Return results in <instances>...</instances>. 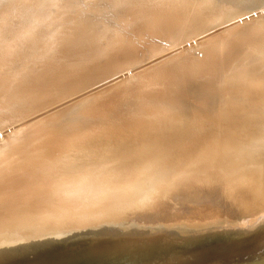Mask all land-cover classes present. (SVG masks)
Instances as JSON below:
<instances>
[{
	"label": "bare ground",
	"instance_id": "1",
	"mask_svg": "<svg viewBox=\"0 0 264 264\" xmlns=\"http://www.w3.org/2000/svg\"><path fill=\"white\" fill-rule=\"evenodd\" d=\"M114 1L116 5H120L122 3L124 4L126 2V0H114ZM176 1H181V0H135V2L138 3L137 9L139 13H143L144 10L146 12H149L152 8L154 9L151 12V14L154 17L156 16V18L151 16L153 17L151 21L155 20L154 26L158 25L159 28L161 29V32L165 28L167 32L171 31V33H174L172 38L176 43H178L186 35L187 36L189 35L188 34L189 32H186L184 27L191 25L190 27L191 29L192 28L193 29L191 30L189 27L190 30L187 31H192L193 33L198 32L201 34L202 30H205L203 28L209 26L206 25V22L209 21L210 18H213L214 16L217 17V15H215L217 14V12H214L216 10L212 11L206 9V10L198 11V9L196 8L198 4L200 3L202 4L203 2H206L208 0H201L197 3H196L197 0L196 1L186 0L185 4H183L180 8H172V6ZM211 1L213 4V8L221 7L223 2L225 3V0H211ZM245 1L248 2V0ZM38 2L39 0L38 1L37 0H28V1L7 0L6 3L4 4L1 1V5L2 4L3 5L2 7H0L2 11L1 14H3L2 15L3 17L5 14L6 15L16 14V16L19 15V17H23L24 19H26L25 21L23 20L24 23L22 22L21 30L19 29L20 31L18 34L19 37L17 44H13V42H10L11 40L8 41L9 39L3 40V37L5 35L1 36L2 41H0V44L2 43V45L0 47V81L2 83L1 85L2 88H4L6 84L7 86L5 87L6 91H4L0 95V110L2 108H6V106L3 105H7V107L8 105L9 106L11 105V107L15 106L13 107L15 109V112H13V110L11 109L12 110L11 112L13 113L12 114L10 113L9 109L11 107H9L8 112L6 111L7 109L6 110L4 109V111H6L5 113L11 115V117H7L9 116L7 114L6 116L7 118H5V116L3 117V114L5 113L3 110H1L3 114H1L2 117L0 115V125L5 122L7 123L8 119L10 121L9 124H11L13 120L14 123L11 125L16 127V129L20 124L29 123V126L26 125L27 127L26 126L24 127L22 126L23 128L19 127L21 128L20 130L17 129L16 132L12 133L7 137V140L5 141V143H3V145L0 144V147L5 145V147L2 149L5 150L4 152H2V150L0 149V238L6 237L9 234H13L16 231H18L21 236H25L26 234L25 232L28 230L32 231L33 233L36 232L39 235L44 233V231L58 230L61 233H65L66 237L65 236L64 237L65 239L68 240L72 239L73 234H77V233H73V231H77L79 240L75 242H83L86 238L90 237L88 235L89 232L87 233L86 231H90V229L93 228H98L99 229L97 231L98 233L93 232L92 233L93 238L90 237L93 242L91 248H93L94 251L92 253L87 254L88 258L91 256L98 257L100 254L99 252L100 249L99 250L97 249L99 247L101 248L104 245H107L111 241L110 240L111 235H114L117 240L123 241V244L127 243L126 242L127 240H130L131 243L133 242L135 244L147 245L148 242L150 241V238L153 239V235L155 232L151 228H143L141 223L144 222L143 218L141 217L142 216L145 217V215L147 214L148 203L154 202L155 204L160 197H164L168 199L170 203L169 212L160 214L161 213L159 212L160 208L155 204L152 213L154 214V216L161 215L162 218L167 220L169 219L178 220L182 218L181 217L182 211L181 208L179 207L180 202H178V201H182L183 200L182 198L190 199V204L194 205V207H196L200 199H204L206 205H208L206 201L208 202L213 201L211 195L210 196L198 195L197 197H193V198L186 196L184 193L181 195L180 194L181 191L179 188L183 185L180 184L182 183L183 180H185L186 182V184L184 185L188 187H192L195 190H203L205 194L209 195L211 194L210 192H212L213 190L222 189L224 187H230L233 181L243 180L244 178H246L245 175H247L250 178L249 180H253L251 177H257L258 181L256 183H253L247 179L248 180L247 183H244L245 189L244 190L242 189V191L239 193L240 196L236 198L235 201L236 202L241 201V205L245 207V209H247L248 211L241 213L242 215L238 219L235 218V221L234 223H232L231 226L225 225L223 226V229L218 230L217 228L214 227L215 225L212 224L209 218L200 216L196 218L197 222L195 223L196 224L195 232L189 229L182 230L181 229L183 227L182 224L185 225L184 222H181L182 224L181 223L179 224L181 226L164 227V229L158 230L156 232L160 233V241L168 240L170 242L178 243L180 248L183 245L182 243L184 242L200 241L205 238L206 239L228 238L234 235H241L243 234V232L245 233L248 232L247 235L245 234L241 237L242 238L241 242L238 243L237 246L232 245L231 247H229V244L226 243L220 244L217 251L219 253V257H217L219 258V260L216 258L217 262H215L214 264H225L222 263V261L225 262L226 260H228V258H234L232 260L236 263L239 262V264L244 262L254 261L257 258L264 259V228H262L261 230L256 229L255 226H252L249 223L250 220L251 221L264 220V174H262L260 171L257 170H251L247 166H243V165H247L243 163L244 159L254 157L255 163L258 164V167H262L264 170V63L261 64V63H255L253 60H247V61L243 60L244 56L251 55L253 50H255L256 48V46L250 45V43L253 41H251L250 43H246V39L248 38H246L245 41H238L239 38L237 39L236 37L239 36L241 31L246 29V26L245 29L243 30L239 29L234 33V35L231 36L228 35L229 33L226 30V33H224L226 35L223 36L213 35L214 37H209L205 39L203 45L206 48L203 50L204 53L202 56L188 55L186 57L184 54L179 53L180 57L176 60L177 62H175L174 64L170 66L167 65L166 67L163 68L161 67L160 69H157L158 67L157 68L155 67L156 69L153 67L154 69H152V67L148 65L151 69H148V71L146 72L143 71L142 75L138 74L140 78H143L144 80L143 84L141 83L142 85H144L146 79L151 80L153 78L154 81L159 77H161L160 75H164L162 77H165V75L168 74H172V76H175L174 79L175 81L173 80L172 81L173 84H176V90L178 84L183 86L188 83L187 85L190 86V89L193 90L191 92H194L193 95H195L196 97L200 96L197 97V99H200L201 107L199 106L200 108L195 109V111L193 112L190 111L193 103H190L189 107L191 108L184 109L186 108L185 106H183L185 104L180 99H178V101L177 100L174 101V99H171L170 102H168L166 105H163L160 102L162 101L165 104V101L161 100V98H160L161 101L159 100L160 102H158L157 100L159 99L158 98L159 93L155 94L157 99H154V101L151 100L153 99L152 97L151 99L144 98L147 97V96L143 97L142 95L145 89L144 88L145 85L142 86L144 88L142 91V88L139 89L141 86L136 84L137 91L138 89L139 91L141 90L140 91L141 95L146 101L145 104L147 105L148 103L151 102L150 105H148V107H145L146 108L144 109L145 111L142 112L141 110L139 111L140 114L143 113V116H145L146 119L144 117L143 119L139 117L140 119L135 125L138 129V133L134 135L132 134L130 136L127 135L125 136L123 133L117 132V128H115L116 125L118 124L119 127L124 129L125 126L124 125L121 126L122 125L121 123L125 121L128 118V116L132 114L136 115V113L139 114V112L137 111L139 110L140 107H142V105H144L145 101L143 103L142 101H140L142 98L141 95L139 96V98L136 96L137 97L136 101L134 100L135 93L131 91H133L132 89L133 88L135 89L136 87L133 86V88L129 87L131 90L129 91V93L131 94L134 93L133 97L130 96V94L129 97L127 96L128 95L127 91L129 89L126 90L125 95L127 96V98H133L132 101L133 100L135 101V105L136 102L139 101L142 104L140 106V103L139 104L137 103L139 105V106L136 105V108L138 110L132 107V110L134 109L133 111L136 110L133 113V111L130 112L131 101L128 102L130 103L128 104V106L130 105L128 107L130 115L128 114L129 112H124V114L127 113L125 114L126 116L124 115L125 120L116 109L109 108L108 119L107 120L104 119L108 121L107 122L109 123L108 127L113 128L109 136L95 139L94 137H92V135L90 136L86 135L87 137H84L79 140H75V137L67 136V134L74 135L76 133H79L80 130H84V129H89L91 130L92 133V131L94 132L97 130L95 122L98 123L101 122L102 120V117H99L100 113L97 112L96 114H94L96 112V108H94L93 106L96 101L93 102L92 104V102L89 101L88 99L87 100L83 99V101L78 99V102H74L75 105L73 107L75 108V113H74V118L76 119L75 123L78 121L77 125L74 126L75 123L74 125L72 124L73 126L70 125L67 122L69 119H67L66 122L63 120L64 123L65 124L68 123L70 125V126L68 125L69 128L72 129L70 131L68 130L69 132L64 131L67 129L64 130L61 129L64 132L62 133L60 131V133L64 135L62 134L59 135L58 139L56 138L50 139L51 136L48 138L50 134V129L47 130V127L44 126L45 124L47 125L45 121H48L47 118L49 117L46 116L44 117L46 119L43 120H33L34 117L39 116V113H41L40 111L43 108L42 105L47 104L46 98L43 96L45 99L39 100L37 99L36 96H33L32 94L38 95L41 92H43L41 94L47 93L51 85H54L58 87V90H56V93H54L52 97H49V99L54 98V100L59 99L58 101H60L63 100V98H66L65 96L71 97L74 94H76V91L77 93H79V90H77L78 88L84 86L89 87V83H91L90 81H93V79H95L96 77L99 79V83H100L101 79L102 81L103 79L109 80L110 77L108 75L111 74L110 72L112 73H115L116 71L124 72L122 70L124 69L127 70L129 68L128 66H132V64H135V61L138 58V57L136 58V56H138L136 53H138L139 51L141 52L144 49L143 48H141L142 50L140 49V46L137 44L139 42L134 41L133 40L134 37L133 38L126 37L125 39H122L123 41L118 43V42H114V40L112 39L113 36L109 37V35L105 36L102 34L100 36H91V35L86 36L83 31L82 35L84 34L85 37H81V39L76 38L77 40H74L72 43L68 42V44L70 43V45L68 46L67 50L64 51L67 53L65 55H70L68 57L69 60L71 59V62L74 61L75 59H78L77 63L83 62L82 64L84 66L91 64L92 65L91 67L88 68L85 67V70L82 69V72L78 74L75 73L72 76L67 77L69 74H66L67 75L66 76L64 74L61 75L60 72H58L60 74L58 73L56 74L55 71H52L54 69L56 70V68L51 63L54 69L52 68L51 70H48V68H46L47 70L38 71L40 69L39 68L38 70L36 69L37 71H33V70H32L33 72L30 71V73L27 74L28 77L27 76L25 77L22 74L23 72L21 73V70L18 73L14 69V67L9 65L10 63L12 64V62L7 64L6 63L7 61H5V59H7L6 56H8L6 54L14 51V49H17V47L18 48L21 47L22 49V47L24 46H19L21 43L32 44L31 42L37 40L38 37H40L38 34H36V26L38 25V23L41 22L45 23L47 20L48 23L47 22L46 23L51 24L50 23L52 22L51 20H53V23L56 21V19L55 20L46 19L47 10L45 11V9L47 8L45 7L49 8L50 5L45 6L44 7L45 9L43 10V8H41L43 5H41ZM45 2L43 1V3ZM58 2L59 1H57V3ZM260 2L263 1L260 0ZM37 4L41 5L40 7L41 9H39L40 10L39 13L37 12L38 10L36 11V7L37 9L39 8V5ZM153 4L155 7H153ZM66 8L68 9V7ZM53 10L56 9L53 8ZM221 10H223V8H221ZM236 10L237 9L235 7L234 8L229 7L227 10L223 12L228 13V17H232V18L235 17L236 19L240 15V14H235V12L236 13L239 12V11L237 12ZM43 11L46 13H44ZM52 12L50 9L51 14L49 15L48 12L47 13L48 16L50 18L53 17L56 18V16H53L55 15V11L53 15ZM61 12H63V10ZM220 13L221 11H219V15ZM69 14H68L69 16L68 18L71 17ZM3 17L1 18L2 21H4ZM5 17L8 18V16ZM43 17H45L44 18V20L46 19L45 21H43ZM63 19H65V17ZM69 21L71 23V20ZM236 21L238 20L236 19ZM203 23H205L206 26L203 27ZM247 23H248L247 27H249L252 24V23L250 24L249 22ZM81 24H82L81 27H83V23ZM62 25H64V23ZM70 26L69 28H67L66 26L65 29L66 30L71 29ZM50 27L49 29H51L53 26L51 28ZM74 27H76L77 30V26L73 25L72 28ZM254 27L252 28V30L254 29ZM86 28L87 26L85 27V29ZM83 29L80 30L82 31ZM247 29L248 30H246V32L250 31L249 28ZM66 30L63 31L65 32ZM71 30L73 32V29ZM89 30L91 31V29ZM92 30L95 31V29ZM102 32L103 30L100 29V33ZM62 33L63 32H61V34ZM243 33L245 32L243 31ZM251 33H253V31ZM55 34L56 33H54L52 36H54ZM58 34H56V37L58 36ZM65 34L67 33H64V35ZM76 34L78 36L79 33ZM97 34L99 35V33ZM247 34L249 37L250 33ZM118 36L120 37L122 35L119 33ZM56 37L54 36V38ZM65 37L67 36L65 35ZM89 37H91L92 39L91 41H89ZM92 37L95 40H93ZM52 38L53 37H51V39ZM60 38H62L61 35ZM141 38L142 37H138V40ZM39 39L41 40L42 38ZM51 39L48 38V41ZM56 40L58 42V38H56ZM53 41H49V42L45 41V43L46 42L50 43ZM184 41L186 42L187 40ZM35 43L38 45H42L44 41L43 43L41 42V44H39L40 42L37 43V41ZM54 44L55 43H53L52 45ZM68 44H63V45L65 46ZM32 46L35 45L33 44ZM224 47H227V49L223 50ZM258 47L262 48V55L264 57V50H263L264 45H259ZM35 48L37 47L35 46ZM26 49L23 50L25 51ZM138 49L140 50L138 51ZM150 49L151 52L149 53H153L154 51L159 50L157 48V45L154 44L152 45V47H150ZM144 51H146V49ZM28 52L25 53L28 54ZM13 53L15 54V52ZM13 53L11 57L12 61H13L12 58H14ZM149 53H144V54L148 55ZM9 55H11V53ZM24 56L22 55V57ZM55 56H53L54 59ZM9 58L8 60L11 61ZM15 58H17L16 54H15ZM169 59L171 58H168V60ZM164 60L166 62L167 58ZM164 60L162 61L163 65L165 63ZM145 61H143V56H142V63ZM49 62L50 61H48V65ZM236 62H240L241 65H237ZM45 64L47 63L45 62ZM74 64L76 65V63ZM132 67H134V65ZM71 71H69L68 73L71 74ZM77 71L78 70H76V72ZM25 72H27V70ZM84 73H89V74L85 77ZM116 73L118 74V72ZM83 74L84 76H82ZM157 74L159 75V77ZM104 75H107L109 78L108 79L103 78ZM29 76L31 79L29 78ZM28 78L30 79L29 82L24 81L23 83V80ZM131 80L135 81L134 78L133 79L131 78ZM165 83L167 82L163 83L164 84L163 87H165L166 85ZM19 84H22V86H20ZM163 84H160L161 86L159 85V87L161 88ZM168 84L166 87H168ZM255 84L257 85L254 86ZM93 85L94 83L92 84V86ZM101 85L103 86L104 84ZM117 88L120 87L118 86ZM147 88L148 87L146 86V89ZM158 88H155L157 92L159 90ZM92 89L94 90L95 88ZM103 90H105V88ZM108 91L112 92L113 89ZM137 91H136V95H137ZM179 91H181L182 93L180 95H183L182 89ZM145 92L143 94L146 95ZM104 94L102 95V97H104ZM107 94L109 93L107 92L106 95ZM122 94L124 93H121V96ZM169 94L171 93H168V95ZM98 95L94 97L96 98L98 97ZM101 95L99 97H101ZM40 96L38 95V98H40ZM195 96H193V98ZM116 97L118 98V96ZM98 98L96 100H99ZM125 98L124 97L118 98L120 99L121 102L120 105L123 102L122 100H124V102L126 101L127 98L126 99ZM197 99L195 100L197 101ZM196 101L194 102L196 103ZM123 105H121L122 110H123ZM196 105L199 104L196 103ZM55 106L57 107L58 105ZM107 106L109 107L110 105ZM179 106L184 108H181ZM70 108L71 106L69 107V109ZM178 109L180 112L181 110H183L181 114L178 113ZM47 110L48 109H46V111ZM62 110H61L62 114L63 112L67 111V110L65 111ZM122 110L120 109L121 112ZM116 111L117 114L120 115L119 118L117 117L118 115H116ZM212 112H215V114L212 115L211 114ZM60 114L58 113L57 116H59ZM140 114L138 116H140ZM133 115L131 116L132 119L134 117ZM60 116L62 117V115ZM56 119L58 118L56 117ZM19 120L20 122H17ZM180 121L181 123H179ZM55 123L56 122H52V124ZM78 123L80 124V126L81 125L83 126L79 127ZM104 123L102 125H104ZM131 123L134 124L132 120ZM55 125L56 126L60 125L62 128L65 127V125H63L64 126L63 127L62 124H55ZM99 125L101 126V124ZM99 125L97 127H99ZM47 126L49 127V125ZM51 126L49 128H51ZM60 126H57V128ZM65 136H67V139ZM209 140L210 142H208ZM111 146H114V148H110ZM231 148L234 149L235 152L238 151L240 152V154L241 152L243 153V155L240 156L242 157L243 161L242 160L239 161V165L237 167L240 168L238 169L239 171L236 176L234 175L232 176L233 174L232 167L235 165V161L233 160L234 156H232L230 153ZM175 149L178 151H182L179 156L175 155V151H176ZM54 150H57V155H56V159L54 160V163L52 162H51L52 164L49 162L45 163L44 155L47 153H51ZM15 158H18V160L15 161L14 160ZM191 163L195 164V166H191ZM136 164H138L141 167L137 168ZM204 188L207 189L208 192L204 191ZM19 190H21L22 192ZM129 191L132 192L131 196H128ZM21 193L23 195H21ZM118 204L120 205V207L121 205H124L123 207L128 205L127 208L125 209L127 211L126 212L121 211V213L115 212L113 208ZM69 207L75 210L73 214L65 213L66 209ZM99 211H105L109 214L116 213L117 216H119V220L116 221L114 224H112L111 226L113 227L111 228L101 227L102 218L98 215ZM72 215H75L76 217L71 222H68L65 225L64 229L59 228V226H62L64 223H66L69 220V216ZM186 216L192 217L190 213H188ZM65 217L67 218L63 220V218ZM104 218L107 219V217L105 216ZM81 221L83 222V225L88 228L84 227L82 228L83 230H76L75 228L79 224H81L80 223ZM202 221H206L208 223H203V225H199ZM48 225L50 227H48ZM186 225H191V224L187 223ZM73 227L74 229H72ZM105 230H116L118 232L109 233V231H105ZM252 231H258V232L250 233ZM166 232H172V234L175 233L177 234L178 237H176L175 240H170L167 238L170 233H166ZM197 232H206V234L198 236L196 234ZM220 232L223 234H220ZM153 243L155 242L153 241ZM125 245L127 246V244ZM139 247L142 248L143 246H139ZM11 248H13V246H10L8 239H6L5 242L0 241V262L5 260L3 263L0 264H17L16 261L14 262L10 258L11 255H8L6 253L4 256L5 251ZM111 250L112 249H109V251L108 250L104 251L103 252L104 254H102L101 256L106 255L108 253V256L107 255L106 256L109 257V254L112 252V254L110 255L112 256L118 255V259L124 261L123 263L125 264H131L133 263V261H135L134 264L136 263L153 264L150 263L149 261L150 259L149 257L153 254H145L144 248L138 250L136 253L131 250H128V248H125V246H121L120 251H118L117 249L114 250L115 251L114 254H113V250L112 251ZM182 250L183 248H181L180 251ZM75 251H77L76 244H69L68 247L58 246L57 248L58 253L68 255L66 257H63L64 264L72 263V258L77 255L74 254ZM55 252L56 250H49L46 254L43 255V258L53 256L52 254H54ZM177 253L178 251H170V253H168L166 256H173V258H171L172 260H170L173 261L176 260ZM38 256L40 257L39 254ZM225 256L227 257L224 260H222ZM107 257H105L106 260ZM136 259L138 260L140 259L141 263H139L138 260L136 261ZM37 260H40V258H37ZM41 260L44 259L41 258ZM170 261H168L166 264H169ZM165 262L161 264H165ZM102 263L104 264V262ZM98 264H101V262H99Z\"/></svg>",
	"mask_w": 264,
	"mask_h": 264
},
{
	"label": "rangeland",
	"instance_id": "2",
	"mask_svg": "<svg viewBox=\"0 0 264 264\" xmlns=\"http://www.w3.org/2000/svg\"><path fill=\"white\" fill-rule=\"evenodd\" d=\"M1 1L4 4V3H6L7 0H4V1L1 0ZM1 1H0V5H1ZM25 1H28V0H25ZM43 1L44 2L46 1L47 3L46 2L43 3ZM57 1H59V2L57 3ZM199 1H201V0H197L196 3L199 2ZM261 1H263V2H260V0H248V2L245 1V0H225V3L223 2L222 6L221 7H218L219 9L217 7L216 8H213V4H212V1L211 0H208L206 2H203L202 4L200 3L196 7L198 9V11L199 10L202 11V10H206V9H209V10H212V11L216 10L214 12H217V14H215V15H217V17L214 16L213 18H210V20L206 22V25H209V26H206L205 23H203V27L204 26H206V27L203 28L205 30H202V32H204V33L201 32V34H200V33L197 32L199 35L196 32L193 33L192 31H187V30H190L191 29V27H190L191 25L190 26H187V27H184L185 30H186V32H189L188 33L189 35L188 36L186 35L178 43H176L174 41V39L172 38L173 35H174V33H171V31H168L167 32L165 30V28L164 29L162 28L164 32L163 31L161 32V29L159 28L158 25H155L154 26L155 20L151 21V19H153V17H154L151 14V12L154 9L152 8L149 12H146L144 10V12H143L144 14L143 13H139L138 12V9H137L138 3L135 2V0H126V2L124 4L122 3L120 5H116L114 0H88V1L87 0H84V1L83 0H74V1L73 0H56V1L55 0H48V1L47 0H41L42 3L39 0L38 3H40L43 6L41 7L40 4H37V5H39V8L37 9V7H36V11L38 10L37 12L39 13L40 12L39 9L43 8V10H44L45 8H47V9H45V11L47 10L46 12L47 13L49 12L48 14L50 15L51 14L50 13V9H51V12L53 11L52 12V15H53V13L55 11V15H53V16H56V18H54V17L53 18H50L48 16V14L43 11L44 13H46L47 17H49V18H47L46 15H45V17H46V19H54V20L56 19V21L53 23V20H51L52 21V22H50L51 24H47L48 22L45 19L47 23L46 22L45 23L44 22L38 23V25L36 26V34H38L40 37H38L37 40H34L33 42H31L32 44H30V43H27L26 44V43H21L20 42L21 44L19 46H24V47H22V49H21V47H19V48L17 47L18 50L17 49H14V51L9 52L8 54H6L8 56H6L7 59H5V61H7L6 62L7 64H9L10 62H12V64H14V65H12L11 63L9 65H11L12 67H14V69L18 73L21 70V73L23 72L22 74L25 77L27 76L28 73H30V71L31 72L37 71L39 68L40 69L38 71L47 70L46 68H48V70H51L52 68L54 69V67L56 68L57 71L55 69L52 70V71H55L56 74L58 72H60L61 75H63V74L64 75L69 74L68 76L67 75L66 76L67 77H70V76H72L75 73L78 74V73L82 72V69L85 70V67L88 68V67H91L92 66L91 64L90 65H87V66L86 65L84 66L82 64L83 62H78L77 63L78 59H75L74 61L71 62V59L69 60V57H68L70 55H65V54H67L65 51L67 50V48L70 45V43H72L74 40L81 39V37H85L84 34L86 36H90V35L91 36H100L101 34L102 35H105V36L106 35L107 36L109 35V37L113 36L112 39L114 40V42H118V43L121 42V41H123L122 39H125L126 37H131V38L134 37L135 39L133 38V40L139 42V43H137V42L136 43L140 46V49L141 48H143L144 50L146 49L147 52L143 50L144 53L151 52L150 47H152L153 44L154 45H157V48L159 50H156L153 53H149L148 55L147 54H144L143 51L140 52L139 51L140 49H138L139 52L136 53L138 56L135 55L136 58L138 57L136 59V61H135V64H137V65L132 64V66L134 65V67L128 66L129 68L127 70L126 69L122 70L124 72L116 71V72H118V74L116 72L115 73L110 72L111 74L108 73L109 75L108 74L107 75L111 79L107 75H104L103 78H107V79L109 78V80L103 79V81H102V79H101L100 80L101 81L100 83H99V79L97 77L96 78L93 77V78H95V79H93V81H90V79H89V81L91 82V83H89V87L88 86H84V87L78 88L77 90H79V93H77V91H76V94H74L71 97L70 96H65L66 98H63L64 97L63 96L62 97L63 100H60V101H58L59 99L58 100L57 99L54 100V98L53 99H49V97H52L54 95V93H56V90H58V87L57 86H54V85H51V87L49 88V91L47 93L41 94V93H43V92H41L40 94H38L39 96L41 95L40 96L41 99L38 98V95L37 94H32L33 96H36L37 99H39V100H43V99L46 98L47 104L46 105H44V104L42 105L43 108L40 111L41 113H39V116L34 117L33 120H43V119H46L44 117H46V116L49 117V118H47L48 121H45V122L47 123V125H49V127L52 125L51 128H53V129L49 128L46 124L44 126L47 127V130L50 129V134L48 136V138L51 136L50 139H55V138L58 139L59 138V135H61L64 131H68V130L70 131L72 129V128H69V126L72 125V124L74 125V123L76 121V119L74 118V113H75V108H73L74 105H75L74 102H78V99L79 100H82V101H83V99L84 100H87L88 99L93 104V102L96 101L94 103V106L92 105L94 108H96V112L95 113L93 112V113L96 114L98 112V113H100L99 114V117H102L101 122H98L97 123V122L94 121L97 130L94 131V132L92 131V133H91V130L84 129V130H80L79 133H76L74 135H68L67 134V136H69V137H75V140H79V139H82L84 137H87V136L92 135V137H94L95 139H98L100 137L109 136L110 135V132L113 130V128L108 127V124L109 123H107L108 121H106L108 119V115H109L108 114L109 108L110 109L111 108L116 109L119 112V114L123 117V119L125 120L124 115L127 114V113L124 114V112H129V110H128L129 108L128 107L130 105L128 106V104L131 103V107H130L131 111L130 112H132L136 108V105H138L140 103V106H141V104L145 101L144 98H150L151 99V97H152L153 98V99H151L152 101H154V99H157V97H156L155 94H158V93H159L158 94V98L159 99H157V100H158V102H160L161 100L165 101V104L162 101L160 102L163 105H166L168 102L171 101V99H174V101H176V100L178 101V99H180L185 104L183 106L186 107V108H184V107L179 106L181 108L188 109V108H191L192 107L190 109V111H192V112L195 111V109L200 108L201 107L200 99H197V97H200V96H197L196 97L195 95H193L194 92H191L193 90L190 89V86L187 85L188 83L185 84V85H183V86L178 84L177 85V90H176V84H173V81H175L174 80L175 79V76H172V74L165 75V77H162L164 75H160L162 77V79L157 74L160 79L158 78V79H156L154 81H153V78L151 80H147L145 78L146 81L144 82V85H145L144 88L146 89V86L149 88V89L148 88L146 89V92H145V89L142 87V86H144V85H142L144 80H143V78H140L139 75L140 74L142 75V72L143 71L146 72V71H148V69H151L150 67H152V69H154L155 67L156 68L158 67L157 69H160L161 67L163 68V67H166L167 65L170 66V65L174 64L175 62H177L176 60L180 57L179 53L180 54H184L186 57L188 55L189 56L190 55L191 56H202L203 53H204L203 50L206 48L203 45L204 40L207 39V38H209V37H214L213 35H215V36H223V35H226L224 33H226V30H227V32L229 33V34L228 33L227 34L229 36H231V35H234V33L237 30H239V29H241V30L245 29V26H246V29L243 30L245 33H243V31H241V32L239 31L240 34L238 32L239 36H236V37H237V39L239 38L238 41H245V39L248 38V39H246V43H250L251 41H253V42L250 43V45L256 46V48H255V50H253V52L251 53V55L244 56L243 57V60H245V61H247V60H253L255 63H261V64H263L264 63V57L262 55V48H259L258 47L259 45H264V26H263L264 25V22H263V20H264V0H261ZM48 2H49V4H48ZM69 2L72 3L73 5L70 4ZM185 2H186V0L176 1L174 3V5L172 6V8H180L183 4H185ZM52 3H54V4H52ZM237 3H238V5H237ZM55 4H56V6H55ZM57 4H58V6H57ZM224 4H225V6H224ZM254 4H255V6H254ZM2 5L0 7H2ZM49 5H50V7H49L50 9L48 7H45V6H49ZM231 5H232V7H231ZM77 6H79V7H77ZM238 6H239V8H238ZM66 7H68L69 10ZM153 7H155L154 4H153ZM229 7L230 8H234L235 7L237 9L236 11L237 12L239 11L238 13L235 12V14H240L238 17L236 16L237 17L236 19L238 21H236L235 17H233V18L232 17H228V13L223 12V11L227 10ZM53 8L56 9V10H53ZM210 8H212V9H210ZM221 8H223V10H221ZM66 9H67V12H66ZM62 10H63V12H61ZM68 11H69L70 14L68 13ZM219 11H221L220 15H219ZM1 13H2V11L0 9V14ZM41 13H42V10H41ZM63 13H64V15H63ZM73 13L74 14L76 13L75 14L76 16ZM68 14L72 17V19H71V17L68 18L69 17ZM2 15L3 14L0 15V20H1L0 21V31H1V33H0V39L1 40L0 41H2V37L1 36H4L5 35L4 36L5 38L3 37V40L4 39H7V40L9 39L8 41L11 40L10 42H13V44H17L18 37H19L18 34H19V31L22 28V22L24 23V21L26 19H24L23 17H19V15L16 16V14H14V15H9V14L6 15L5 14L4 17ZM57 15H59V16H57ZM5 16H8V18L5 17ZM151 16H153V17H151ZM2 17H3L4 21H2V19H1ZM45 17H43V21H45L44 20ZM64 17H65V19H63ZM74 17H75V19H74ZM61 18H62V20H61ZM154 18H156V16ZM8 19H9V21H8ZM35 19H36V17H35ZM213 19H216V20H213ZM69 20H71V23H70ZM79 20H80V22H79ZM61 22H63L64 25H62L63 23H61ZM72 22H73V25L74 26H77V30H76V27L72 28L73 27ZM74 22L76 23V25H75ZM247 22H249L250 24L252 23L253 24V27L255 26L253 30H252V28H253L252 27V24L251 25L249 24L250 26L247 27L248 26V23ZM81 23H83L84 29H83V27H81L82 26ZM259 23H261V24H259ZM57 24H58V26H57ZM65 25L67 26V28H69V26L72 25V26H70V28L73 29V32H72L71 29H67L66 30L65 29V27H66ZM50 26L51 27L53 26L52 28H54V29H52ZM86 26H87V28L85 29ZM49 27L51 29H49ZM189 27H190V29H189ZM56 28H57V30H56ZM247 28H249L250 31L246 32V30H248ZM80 29H83V30L81 31ZM89 29H91V31ZM92 29H95V31H97V32H95ZM100 29L103 30L102 33H100ZM59 30L61 32H63V33L61 34V32ZM63 30H66V31L64 32ZM79 30H80V32H79ZM75 31H76V33H79L78 36L75 33ZM83 31H84V34L82 35ZM220 31H222V32H220ZM252 31H253V33H251ZM191 32H192V34H191ZM4 33H6V34H4ZM47 33H49L50 35L47 34ZM52 33L53 34L54 33H56V34L59 33L57 37H56V34L54 35L56 38H58V42H57L56 38H54V36H52L53 35ZM64 33H67V34H65L67 37H65ZM97 33H99V35ZM119 33L122 36L119 37L118 36ZM247 33H250L249 34V37H248V34ZM71 34H73V35H71ZM75 34H76V36H75ZM142 34H143V36H142ZM60 35L62 36V38H60ZM68 35H70V36H68ZM124 35H125V37H124ZM150 35H152V36H150ZM250 35H252V36H250ZM72 36H73V38H72ZM43 37H44L45 40L43 39ZM51 37H53L54 39L53 38L51 39ZM138 37H142V38L138 40ZM39 38H42V39L40 40ZM48 38L51 39L49 41L55 40L56 42L55 41L50 42L51 44L50 43H47V42H49L48 41ZM59 38H60V40H59ZM136 38H137V40H136ZM70 39H72V40H70ZM91 40H92L91 37H89V41H91ZM93 40H95V39L93 38ZM115 40H118V41H115ZM184 40H187V41L185 42ZM36 41H37V43L40 42L39 44H41V42L43 43V41H44V43H45V41H47V42L45 44L43 43L42 45H38V44L35 43ZM65 41H67V42H65ZM68 42H70V43L68 44ZM53 43H55V44L52 45ZM59 43H61V44H59ZM62 43L63 44H68V45H65L66 46L65 47ZM28 44H30V45H28ZM33 44L37 48H35V46H32ZM1 45H2V43L0 44V47H1ZM27 45H28V47H27ZM26 47H27V49H26ZM47 48H48V50H47ZM23 49H26V50L24 51ZM225 49H227V47H224L223 50H225ZM27 50L28 51L30 50V51L28 52ZM23 51H24V53H23ZM13 52H15L17 58H15V54ZM25 52H28V54H26ZM46 52H48V53H46ZM182 52H184V53H182ZM10 53H11V55H9ZM12 53H13V56H14V58H15L16 61L14 60V58H12L13 61L11 60ZM61 53H63V54H61ZM22 55L23 56L25 55L26 57L25 56L22 57ZM53 56H55V59L56 60L54 59ZM142 56H143V61H145V60H147V61H145V62L142 63ZM145 56H146V58H145ZM168 56H171V57H168ZM28 57H30V58H28ZM8 58L11 61H9ZM23 58H25V59H23ZM139 58H141V59H139ZM166 58H167V60H168V58H171V59H169L168 61L166 60V62H165L164 59H166ZM47 60L50 61L49 62V65L50 66L48 65V61ZM163 60L166 63V64L164 63V65H163V62H162ZM137 61L139 62V65H138V62ZM45 62L47 64H45ZM140 62H141V64H140ZM158 62H159V64H158ZM51 63L54 65V67L52 66ZM64 63H65V65H64ZM74 63H76V65ZM236 63H237V65H241L240 62H236ZM18 65H19V67H18ZM66 66H68V67H66ZM140 66H141V68H140ZM21 67H24V68H21ZM31 67H32V69H31ZM44 67H45V69H44ZM80 67H81V70H80ZM72 68H74V69H72ZM70 69L72 71H74V72H72ZM26 70H27V72H25ZM76 70H78V71L76 72ZM69 71H71V74L68 73ZM60 73H58V74H60ZM84 74H85V77H86L89 73H84ZM84 74L82 76H84ZM111 75H112V77H111ZM113 75H114V77H113ZM115 75H117V76H115ZM157 75H156V77H157ZM135 77H137L138 79L135 78ZM29 78H30V76H29ZM29 78L28 79H24L23 80V83H24V81L29 82V80L31 79V78L30 79ZM131 78L132 79L134 78L135 81L136 80H139V79L140 80L135 82V81H132ZM95 80H97V81H95ZM104 80H106V81H104ZM92 82L94 83L93 86H92V84H93ZM164 82H167V83H165L166 84L165 87H163L164 86V84H163ZM168 83H170V84H168ZM99 84L100 85L101 84H104V85L103 86L101 85L102 86L101 87ZM125 84H127L128 86L125 85ZM130 84H132V85H130ZM136 84L139 85V86H141L140 88L138 86V88L139 89L142 88V91L144 89V92L146 93V95L143 94L144 93L143 92L142 93L143 97L144 96H147V97H144V98L142 97L141 92H140L141 90L139 91V89H138V91H137V85ZM146 84H148L150 86H148ZM160 84H163L161 88L159 87ZM167 84H168V87H166ZM1 85H2V83L0 81V95L4 91H6V88L5 87L7 86V84L4 86V88H2ZM19 85L22 86V84H19ZM110 85H111V87H110ZM116 85H117V87L119 86L120 88H117ZM120 85H122V86H120ZM256 85L257 84H255L254 86H256ZM133 86L136 87V88L134 89ZM151 86H154L155 88H158L159 87L158 88L159 89L158 92H157V90L154 87H151ZM172 86L175 87V88H173ZM129 87H132L133 88L132 89L133 91H131ZM179 87H180V89H179ZM92 88H95V89L93 90ZM104 88H105V90H103ZM115 88H117L119 90V92ZM184 88H185V91L186 92L184 91ZM111 89H113L112 92L111 91H108V90H111ZM127 89H129L127 91L128 92V95H127L128 97H129V94H130V96L133 97V95L135 93L134 100L136 101V98L137 97L139 98V96L141 95V97H142V98L140 97L141 100L140 99H138V100L142 101V103L139 101V102H136V105H135V101L134 100L132 101L133 98H127V96L125 95V92H126ZM178 89L179 90L182 89V92H183V95L184 96L183 95H180L182 93ZM106 90H107V92L109 94L110 93L111 94L110 95L109 94L106 95V93H107ZM129 91L134 92V93L131 94V93H129ZM136 91H137V95H136ZM175 91H177V92H175ZM101 92L103 94L106 92L104 94V97H102L103 94ZM120 92L121 93H124V94H122V96H121V93ZM98 93H99V95H98ZM168 93H171V94L168 95ZM114 94H115V96H114ZM97 95H98V97L101 95L102 98L101 97H99V98L96 97L95 98L94 96H97ZM107 96L108 97L110 96V97L108 98ZM116 96H118V98H122V97H124V98L126 97L127 98V99L125 98L126 99L125 102H124V100H122L124 103L122 102L121 105H123V104L125 105V107L123 105V110L121 108L122 106L120 105V103H121L120 102V99H118ZM170 96H171V98H170ZM193 96H195L196 98L195 97L193 98ZM105 97H106V99H105ZM112 97H114V98H112ZM62 98H60V99H62ZM97 98L99 100H96ZM160 98H161V100H160ZM92 99H94V100H92ZM150 99H148V100H150ZM195 99H197V101ZM148 100H147V102H148ZM52 101H54V102H52ZM194 101H196V103H198L199 105H196V103ZM128 102H130V103H128ZM40 103H42V102H40ZM145 103H146V101L144 102V105L145 106L142 105V107H140V108L138 107L139 105L137 106L139 108V110L136 108V110H138L137 112H139L140 110H141V112L142 111H145L144 110V109H146L145 107H148V105H150L151 102L148 103L147 105ZM190 103H193L191 107H189L190 106ZM106 104L107 105H110V106L108 107ZM115 104H117V105H115ZM49 105H50V107H49ZM55 105H58V106L56 107ZM69 105L71 106L70 109H69V107H70ZM86 105H87V103H86ZM3 106H6V108H2L1 110L4 111V109L5 110L7 109L6 110L7 112H8L9 107H11V105L10 106L8 105V107H7V105H3ZM44 106H46V107H44ZM66 106H69V107H66ZM114 106H116V107H114ZM13 107H15V106H13ZM13 107H11L9 109V111H10L11 114L13 112H15V109ZM132 107L134 108L133 110H132ZM45 108L48 109L49 111L48 110L46 111ZM125 108H127V109H125ZM11 109L13 110V112H11L12 111ZM62 109H64V110H62ZM120 109L122 110V112L120 111ZM58 110L60 112H61V110L62 111L67 110V111H65L66 113L63 112V114H62V112H61V114H60V112ZM126 110H128V111H126ZM6 111H4V113ZM117 111H116V115H118L117 117L119 118L120 115L117 114ZM135 111H133V113ZM182 111L183 110H181V112H180L179 109H178V113L181 114ZM130 112L128 113L129 115H130ZM176 112H177V110H176ZM186 112H188V111H186ZM58 113L60 115H62V117L59 115L60 116V118H59V116H57ZM103 113L105 114V116L107 118L104 116ZM184 113H185V111H184ZM1 114H3L2 111H1L0 115ZM7 114L8 113L3 114V117L4 116H5V118L11 117L10 114H8L9 116H7ZM139 114H140V112H139ZM139 114L138 113H136V115H133L132 114L134 116L133 119L131 118L132 115H130V116L127 115L129 119L127 118L125 121H123L121 123L122 124L121 126H123V125L125 126L124 129H122L121 127H119V125L117 124L116 127H115V128H117V132L123 133L125 136L126 135L127 136H130L132 134L134 135V134L138 133V129H137V127L135 125H136V123L138 122V120L140 118L141 119H143V117L145 118V116H143V113H141L142 116H141V114H140V116H138ZM211 114L213 115V114H215V112H212ZM51 116L52 117L53 116H56L58 119H56V117H53L52 118ZM1 117H2V115H1ZM67 119H69V120L67 121ZM70 119H71V121H70ZM104 119H106V120H104ZM49 120H52V121H49ZM63 120L65 122L67 121L70 125L68 123L65 124ZM131 120L134 122V124L131 123ZM7 121H8L7 123L5 122V123H3V124L0 125V144H2V145H3V143H5V141L7 140V137L9 135H11L12 133L16 132L17 129L18 130L21 129L19 127H22V126L24 127L26 125L29 126V123H23V124H20L18 126V128L16 129V127H14V126L11 125V124L14 123L13 120H12L11 124H9L10 123L9 119ZM57 121H59V122H57ZM102 121H103V123L105 122L104 125H102L103 124ZM17 122H20V120L17 121ZM48 122H50V123H48ZM52 122H56L55 124H62V126L65 125V127L63 126L64 128H62L60 125H57V126H60L61 127V128L58 127L59 128L58 129L55 124H52ZM77 122L75 123L74 126L77 125ZM128 123H130V124H128ZM179 123H181V121ZM182 123H184V122H182ZM99 124H101V126ZM98 125H99V127H97ZM81 126H83V125H81ZM81 126L79 124V127H81ZM61 129H63V130L64 129H67V130L62 131ZM60 131L62 133H60ZM84 132H85V134H84ZM80 133H82V134H80ZM54 135H55V137H54ZM62 135H64V134H62ZM67 136H65L66 139H67ZM208 142H210V140ZM4 147H5V145L4 146H1L0 149L2 150ZM110 148H114V146H111ZM4 151L5 150H2V152H4ZM52 152L51 153H47V154L44 155L45 156L44 157L45 163H48V162L49 163H51V162L54 163V160L56 159V155H57V150H54ZM181 152L182 151L176 150L175 151V155L179 156L181 154ZM230 153H231L232 156H234L233 160L235 161V165L234 166L232 165L233 166L232 167V169H233L232 176L233 175L236 176L237 173H238V171H239L238 169L240 168V167H237L239 165V161H241V160L243 161L242 157H240L241 155H243V153L241 152V154H240V152H238V151L235 152V150L232 149V148L230 149ZM24 154H25V152H24ZM14 160L17 161L18 158H15ZM243 163L247 164V165H243V166H247L251 170H257V171H260L262 174H264L263 168L262 167H258V164L255 163L254 157H250V158L244 159ZM136 166H137V168H140L141 167L138 164H136ZM191 166H195V164H192L191 163ZM245 176H246V178H244L243 180L233 181V183H232V185H230V187H224L222 189L213 190L212 192H210L211 194H209V195L208 194H205L203 192V190H195L192 187H188V186L184 185V184H186V182H185V180H183L182 183H180V184H183V185L179 188L180 191H181V193H180L181 195L184 193L186 196H189L190 198L197 197L198 195H205V196H210L211 195L213 201L212 202L206 201L208 203V205H206L205 204V200L204 199H200V201L197 203L196 207H194V205H191L190 204V199H188V198H182L183 199L182 201H178V202H180L179 203V207L181 208V211H182V213H181V217L182 218H180L178 220H175V219H173V220H170V219L167 220V219L162 218L161 215L154 216V214L152 213V210H154L155 204L160 208L159 209V212H161L160 214H164L166 212H169L170 211L169 210L170 209V203H169V200L168 199H166L164 197H160L159 200L155 204H154V202L148 203V206H147V214L145 215V217L144 216L141 217V218H143V221H144V222H141V223H142V227L143 228H151L155 232H154V235H153V239L150 238V241L148 242L147 245L135 244L133 242L131 243L130 240H127L126 241L127 243H124L123 244V241H119V240L116 239V237L114 235H111V237H110V240L111 241L107 245H104L103 247H101V248L99 247L97 249V250L100 249L99 250V252H100L99 256L98 257L97 256H91V257L88 258L87 257V254L92 253L94 251V249L91 248L93 242H92V239L90 237L93 236L92 235L93 232H97L99 230L98 228H93V229H90L89 228L90 231H86V232L87 233L89 232L88 235L90 237L86 238L83 242H75V241H78L79 240L78 232L77 231H73V233H77V234H73L72 235V239L71 240H68V239H65V237H66L65 236V233H61L58 230H55V231H44V233H42L41 235H39L36 232L33 233L32 231H29L28 230V231L25 232L26 233L25 236H21L19 234V232L16 231L13 234H9L6 237L0 238V241L1 242H5L6 239H8L10 246H13V248H11L9 250L7 249L5 251L4 256H5L6 253L8 255H11L10 258L14 262L16 261L17 264H64V258L63 257H66L68 255H64L62 253H58L57 252L58 246H60V247H68L69 244H76L77 251H75L74 254H77V255L72 258V263H70V264H98L99 262H101V264H103L102 262H104V264H125V263H123L124 261H121V260L118 259V255H114V256L110 255V254H112V252L109 254V257H107L108 256V253L106 254L107 256L106 255L101 256L102 254H104L103 253L104 251H106V250L109 251V249H112L113 250V254H114V252H115L114 250L117 249L118 251H120L121 250V246H125V248H128V250H131V251H133L135 253L138 250L144 248L145 249V254H153V255H151L149 257L150 258L149 259L150 263H153V264H161V263H164L165 261H166L165 262V264H166L168 261L172 260L171 258H173V256H166L168 253H170V251H178V253H177L176 260L170 261L169 264H209V263L214 264L215 262H217L216 258L219 257V253L217 251H218V247H219L220 244L226 243V244H229V247H231L232 245L237 246L238 243L241 242V239H242L241 237L243 235H245V234L247 235L248 232L247 233L243 232V234H241V235H234V236H231V237H228V238H207V239L205 238V239L200 240V241L184 242V243H182L183 245L181 246V248H183V250L180 251L181 248H180V246H179L178 243L170 242L168 240L160 241V233H158L156 231L161 230V229H164V227H175V226L178 227V226H181V225H179L181 222H184L185 225L181 223L182 226H183L181 228L182 230L189 229V230H192V231L195 232L196 231V224L195 223L197 222V219L196 218L197 217H200V216L205 217V218H209L210 221L212 222V224L215 225L214 227L217 228L218 230L219 229H223V226H225V225L231 226L232 223H234L235 218L238 219L242 215L241 213H244V212L248 211L247 209H245V207H243L241 205V201H239V202H236L235 201V199L240 196L239 193L242 191V189L243 190L245 189L244 183H247V181L250 179L249 176H247V175H245ZM251 178L253 180H249L250 182L256 183L258 181V178L257 177H251ZM132 189H135V188H132ZM19 191H21V190H19ZM204 191L208 192V190L205 189V188H204ZM159 193H158V195H159ZM21 195H23V194L21 193ZM131 195H132V192L129 191L128 192V196H131ZM146 197H148V196H146ZM194 199H196V198H194ZM123 206L124 205H121V207H120V205L118 204L113 209L117 213H121V211L122 212H126L127 210H125V209L127 208L128 205L125 206V207H123ZM134 206H136V205H134ZM74 211H75L74 209H72L71 207H69V208L66 209V212L65 213H67V214L68 213L73 214ZM188 213H190L192 215V217L186 216ZM98 215L102 218L101 227L111 228V227H113L111 225L114 224L116 221L119 220V216H117L116 213L115 214H109V213H107L105 211H99ZM104 216L107 217V219H105ZM75 217H76L75 215L69 216V220L66 223H64L62 226H59V228L64 229L65 228V225L68 222H71ZM66 218L67 217L63 218V220H65ZM80 223L81 224H79L75 228L76 230H83L82 228L85 227L83 225V222L82 221ZM187 223H189L191 225H186ZM203 223H208V222L202 221L199 225H203ZM249 223H250V225L255 226L256 229H260L261 230L262 228H264V220H252V221L250 220ZM235 226H237V225H235ZM48 227H50V226L48 225ZM85 228H88V227H85ZM72 229H74V227ZM105 231H109V233L118 232L116 230H105ZM248 231H251V230H248ZM255 232H258V231H252L250 233H255ZM53 233H56V234H53ZM166 233H170L169 236L167 237L170 240H175L176 237H178L177 234H175V233H173V234H172V232H166ZM196 234L198 236H200V235L206 234V232H197ZM220 234H223V233L220 232ZM52 237H55V238H52ZM153 241L155 243H153ZM125 244H127V246ZM139 246H143V247L141 248ZM49 250H56V252L54 254H52L53 256H49V257L43 258V255L46 254ZM38 254L40 255V257L38 256ZM79 254H80V257H79ZM105 257H107V260H106ZM226 257L227 256H225L222 260H224ZM37 258H40V260H37ZM41 258L44 259V260H41ZM146 258H148V257H146ZM95 259H96V261H95ZM217 259L219 260V258H217ZM232 259H234V258H228V260H226L225 262L222 261V263H225V264H239V262L236 263ZM115 260H116V262H115ZM137 260L138 259H136V261ZM4 261L5 260H3L0 263H3ZM138 261H139V263H141L140 262V259ZM134 263H135V261H133V263H131V264H134ZM240 264H264V259L257 258L254 261L244 262V263H240Z\"/></svg>",
	"mask_w": 264,
	"mask_h": 264
}]
</instances>
